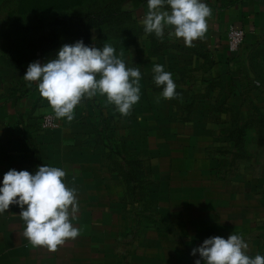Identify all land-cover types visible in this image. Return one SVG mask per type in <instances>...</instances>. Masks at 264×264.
I'll return each instance as SVG.
<instances>
[{
    "label": "rangeland",
    "instance_id": "1",
    "mask_svg": "<svg viewBox=\"0 0 264 264\" xmlns=\"http://www.w3.org/2000/svg\"><path fill=\"white\" fill-rule=\"evenodd\" d=\"M106 2L110 0H0V61L25 58L31 34L25 26L33 24L35 35L42 21L36 16L50 20L55 15L62 16V11L84 15ZM116 54L120 57L117 50ZM261 65L260 75L246 88L238 87V93L233 94L226 86L216 85L209 91L208 106L203 97L194 101V110L187 108L186 101H153L151 96L123 116L106 101L118 115L108 126L89 116L90 107L84 97L75 107L72 121L58 119L49 104L44 108L43 118L53 115L62 126L57 130L45 129L38 121L27 129L20 124L15 129L3 128L2 124L0 157L16 159L14 166L2 161V174L10 169L34 174L45 164L61 167L66 171V186L77 190L79 204L72 220L79 235L67 239L55 251L33 246L24 237L25 224L18 205L0 214V224L15 230L17 246H27L18 249L16 264L185 262L182 259L187 254L176 250L183 249L181 241H190L192 235L187 238L185 234L194 229L188 224L194 220L203 223L209 215L220 223L217 236L227 239L231 233L242 235L250 257L264 255V64ZM147 89L161 98L153 85ZM105 98L101 96V102L90 100V105L99 107ZM230 109L239 116L233 118ZM122 120L127 122L126 128L119 123ZM240 124L247 125L246 133L232 134ZM99 126L107 128V149L96 145V140L101 139ZM141 128L152 130L149 139L143 137ZM22 129L26 131L18 132ZM160 133L168 137L171 147ZM100 150L106 153H94ZM181 190L195 196L197 192L192 191L205 190V200L195 202L201 210L183 211L178 198L170 204L176 197L173 194Z\"/></svg>",
    "mask_w": 264,
    "mask_h": 264
},
{
    "label": "clouds",
    "instance_id": "2",
    "mask_svg": "<svg viewBox=\"0 0 264 264\" xmlns=\"http://www.w3.org/2000/svg\"><path fill=\"white\" fill-rule=\"evenodd\" d=\"M147 4L145 33H154L162 39L165 28L170 26L169 35L183 38L189 47L204 36L207 18L212 15L204 0H147ZM153 72L155 84L162 87L163 98L178 96L172 73L164 65H154ZM23 78L30 84L36 82L55 116L67 121L74 119V109L84 97L106 96L107 102L114 104L123 116L140 100V69L127 67L108 43L102 48L88 46L83 39L64 44L55 59L44 64L39 60L30 63ZM65 177L63 168L45 164L34 174L10 169L0 181V214L10 205H18L25 224L23 235L33 246L55 251L67 239L79 235L80 230L72 223L79 210L77 190L66 186ZM247 248L242 235L231 233L227 239L220 236L204 239L191 254L199 253L195 264H264V255L250 257Z\"/></svg>",
    "mask_w": 264,
    "mask_h": 264
},
{
    "label": "crops",
    "instance_id": "3",
    "mask_svg": "<svg viewBox=\"0 0 264 264\" xmlns=\"http://www.w3.org/2000/svg\"><path fill=\"white\" fill-rule=\"evenodd\" d=\"M204 2L212 12L207 18V31L189 47L185 45L183 38L169 35L172 31L170 26L165 28L162 39L154 33L146 34L143 19L148 10L147 0H127L125 9L133 13L136 36L128 35L104 43L111 44L120 52V58L125 61L127 67L140 69L139 102L149 100L151 96L153 101L175 100L165 99L161 95V98H156V94L148 92L150 85L156 87L153 91L157 94L162 92V87H158L153 78V67L156 64L164 65L165 70L172 73L176 89L200 95L206 94L212 84L224 85L235 94L238 93V87L241 90L246 88L260 75V65L264 64V0ZM231 27H238L246 32V41L236 56H232L228 50V31ZM98 36V32L96 35L94 33L92 47L102 48L104 43L98 47ZM58 51L40 58L39 61L44 64L50 59H55ZM13 63V60L0 61V130L2 124L3 128L15 129L20 124L27 129L32 122H42L44 108L49 107L48 101L39 93L36 82L30 84L23 78L27 67L24 66L23 71H18ZM89 99L102 101L99 94ZM58 124L59 128L62 127ZM26 129L18 132L22 133ZM1 158L0 181L3 178L2 161L7 166H14L16 163V159ZM10 207L14 209V205ZM7 227L0 224V264H16L18 249L23 250L27 246H17L15 230ZM29 254L32 255L30 251Z\"/></svg>",
    "mask_w": 264,
    "mask_h": 264
},
{
    "label": "trees",
    "instance_id": "4",
    "mask_svg": "<svg viewBox=\"0 0 264 264\" xmlns=\"http://www.w3.org/2000/svg\"><path fill=\"white\" fill-rule=\"evenodd\" d=\"M127 0H110V2H106L103 7L96 6L95 8H91L88 10V12L84 15L80 13H69L66 14L62 11V16L55 15L54 18H41L36 16L35 19L42 20L40 21V26L35 28V35L33 33L34 31V25L31 26H25V30L28 32H31L29 39L27 40V48L24 49L25 53H28L24 59L19 60V58L11 59L13 60V64L15 65V68H17L18 71H23L24 66L28 67L30 63L39 60L40 58L49 55L50 53L59 50L64 44H73L78 40L83 39L84 43L88 46H92L94 43V32L98 31L99 36L97 38L98 47H101L104 42L111 40V39H119L125 36H136V25L133 18V13L131 11H127L125 9V4ZM66 6H72L71 4H66ZM37 30V31H36ZM39 32V33H38ZM15 60V61H14ZM216 85L220 84H212V86L209 87V90L204 95L186 92L180 89H176V92L178 93V96L174 97L177 101H186L187 102V108L190 110H194V101L203 100L206 106L209 104V91L210 89H214ZM88 105L90 107V117L95 118L96 120H100L101 123L105 121V124H108V126L111 123H114V118L117 117V113H115L111 107H109L105 102H102L99 104V107H92L90 104V99L87 98ZM196 106V105H195ZM232 110V117H238L239 114L235 113L234 109ZM122 127L126 128L125 121L119 122ZM118 124V125H120ZM128 125V124H127ZM99 135H101V139L96 140V145H100L99 147H102L104 149H107V142H108V136H107V128L103 126H99ZM246 124H243L240 126H237L232 134H241L243 136L246 133ZM143 137L146 139H149L152 130H144L140 129ZM162 133L159 134L160 138L165 140L166 145L170 146L169 139L167 136H162ZM240 136H238L239 138ZM240 139V138H239ZM93 141V140H92ZM97 148V146L95 147ZM103 149V150H104ZM94 153H103L105 154V151H96ZM172 159V158H171ZM190 191V190H189ZM197 192L198 196L191 195L186 193L184 190H181L180 192H177L175 195L176 197L171 199V203H174L173 201L178 198L180 201H178L180 206L183 208L182 210H190V211H198L201 210V208L196 207L197 200H205V190L201 191H192ZM150 195V192H149ZM208 207H215L212 204L206 203ZM196 207V208H195ZM194 208V209H193ZM203 208V207H202ZM205 210V209H204ZM207 210V209H206ZM161 214L163 212L161 211ZM203 223H200L197 220H194L193 222L189 223L194 230L192 232L185 234L188 238L190 236V241L183 242L181 241L180 245L183 247V249L176 250L177 253H185L187 254L186 257H184L182 260H185V262H181V260H177L175 264H195V261L197 260L199 253H197L195 256H193L192 249L198 247L202 244L203 240L209 237L217 236V233L219 232L216 227H218V224H220L217 221V218L215 216L209 215L202 221ZM183 227L187 228V225H184ZM176 228V227H175ZM179 228H177V231ZM184 229V228H183ZM188 235V236H187ZM186 238V239H187ZM185 239V238H183ZM181 247V248H182Z\"/></svg>",
    "mask_w": 264,
    "mask_h": 264
},
{
    "label": "built area",
    "instance_id": "5",
    "mask_svg": "<svg viewBox=\"0 0 264 264\" xmlns=\"http://www.w3.org/2000/svg\"><path fill=\"white\" fill-rule=\"evenodd\" d=\"M246 41L245 30L238 27H231L228 31V50L232 56H236ZM42 125L48 130H57L59 124L53 115H47L43 118Z\"/></svg>",
    "mask_w": 264,
    "mask_h": 264
}]
</instances>
